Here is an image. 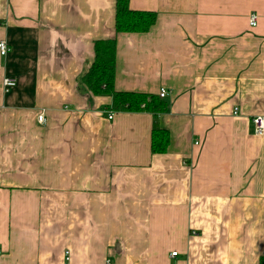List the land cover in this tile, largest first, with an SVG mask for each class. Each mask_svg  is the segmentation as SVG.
Here are the masks:
<instances>
[{
	"label": "crops",
	"instance_id": "obj_1",
	"mask_svg": "<svg viewBox=\"0 0 264 264\" xmlns=\"http://www.w3.org/2000/svg\"><path fill=\"white\" fill-rule=\"evenodd\" d=\"M115 3L0 0V264H262L264 0H129L156 12L139 32ZM110 38L114 89L166 88L165 111L87 88Z\"/></svg>",
	"mask_w": 264,
	"mask_h": 264
},
{
	"label": "trees",
	"instance_id": "obj_2",
	"mask_svg": "<svg viewBox=\"0 0 264 264\" xmlns=\"http://www.w3.org/2000/svg\"><path fill=\"white\" fill-rule=\"evenodd\" d=\"M129 0H116L115 29L117 32H139L149 29L155 22V11L132 10L128 6ZM95 59L90 69L82 77V81L92 94H109L112 96V107L117 111H142L153 114L163 112L166 103L159 96L120 92L114 89L115 74V40H97L94 45ZM151 131V152L153 154L164 153L168 148L169 133L153 123ZM264 259V258H262ZM264 264V260L262 262Z\"/></svg>",
	"mask_w": 264,
	"mask_h": 264
},
{
	"label": "built area",
	"instance_id": "obj_3",
	"mask_svg": "<svg viewBox=\"0 0 264 264\" xmlns=\"http://www.w3.org/2000/svg\"><path fill=\"white\" fill-rule=\"evenodd\" d=\"M250 25L251 26H255L257 24V16L256 14L252 13L250 16ZM10 47L9 44L7 43V41H2L0 40V55H6L7 52L9 51ZM16 84V80L11 78V77H5L3 78V85L8 89L9 87H13ZM158 95L161 98H165L167 97L168 91L166 88H161L160 91L158 92ZM235 111H237V109H235ZM234 111V112H235ZM109 119H112V114L109 115ZM45 120L44 118V114L40 113L39 117H38V121L43 122ZM253 122V127H254V132L256 135L261 136L264 134V115L260 114V115H256L254 117H252ZM193 233V232H192ZM172 256L176 255V252H172L171 253ZM66 256H68V252H66ZM66 260H68V258L66 257ZM69 261V260H68ZM109 260H108V264H109Z\"/></svg>",
	"mask_w": 264,
	"mask_h": 264
}]
</instances>
